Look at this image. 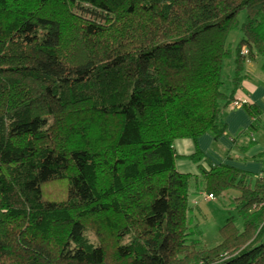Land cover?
I'll list each match as a JSON object with an SVG mask.
<instances>
[{"label": "trees", "instance_id": "obj_1", "mask_svg": "<svg viewBox=\"0 0 264 264\" xmlns=\"http://www.w3.org/2000/svg\"><path fill=\"white\" fill-rule=\"evenodd\" d=\"M260 56L264 0H0V264H264V176L174 148L225 132L228 60ZM229 190L205 248L191 198Z\"/></svg>", "mask_w": 264, "mask_h": 264}, {"label": "crops", "instance_id": "obj_2", "mask_svg": "<svg viewBox=\"0 0 264 264\" xmlns=\"http://www.w3.org/2000/svg\"><path fill=\"white\" fill-rule=\"evenodd\" d=\"M248 62L249 60L245 62L241 78L237 82L233 78L234 60H230L227 72H229L231 76L226 81L225 93L230 101L237 98L248 99L249 104L246 106V108H252V110H254L252 113L256 115V123L254 126L263 127L262 123H264V104L262 103L263 100L261 99L264 93V86L259 84V81H254V79L257 78L255 76H257L258 69L252 63H250L251 61L249 63ZM235 82H237L236 85ZM227 110L229 109H224L221 116V122L226 126V132L223 136L215 138L212 133H207L202 135L196 142L192 139H180L174 143V148L179 156L176 160V167L178 171L182 173L199 175L202 168L209 170L211 166L227 165L245 172L252 173L254 175L264 176V168L262 165L258 164H264V149H260L253 154L252 159L255 160L256 164L254 161L251 163H254V165L251 163H245L244 160L235 158L237 154L232 152L234 148L231 146L232 138L229 134V131L236 133L239 130L246 128L248 124L251 123L253 115L250 114L249 110L248 112L250 116L248 113L243 112L242 109H237V113L231 116L229 114L226 118H224L226 112H228ZM197 149L202 154V160L200 162H195L188 158L189 156L193 155ZM218 159H220V161ZM180 160L189 161H183V163L179 164ZM236 195L233 199L239 196ZM195 199L197 198H193L192 201Z\"/></svg>", "mask_w": 264, "mask_h": 264}, {"label": "rangeland", "instance_id": "obj_3", "mask_svg": "<svg viewBox=\"0 0 264 264\" xmlns=\"http://www.w3.org/2000/svg\"><path fill=\"white\" fill-rule=\"evenodd\" d=\"M238 21H239V26H241L246 21L245 11L239 14ZM241 39H242V32L240 28L229 32L228 48L231 49L232 55L235 54ZM229 61L230 60H228V63ZM249 62L252 63L258 69L257 76H255L257 78H255L254 81L255 82L259 81L258 83L264 86V56L257 57L255 60L249 59ZM263 98H264V93L261 99L263 100L262 103L264 104ZM228 109L229 110H227L228 112H226L224 118H226L229 114L231 116L238 112L237 109H231L229 107ZM239 109H242L243 112L248 113V115L250 116L246 106H243ZM255 119H256L255 117H252L251 123H249L246 128L239 130L236 133H232V131H229V134L231 135L232 138L231 146L234 148L232 152L237 154L235 158L244 160L245 163H251L253 161L255 163V160L252 159L253 154L259 151L260 149H264V123H262L263 127L262 126L255 127L254 126L256 123ZM225 132L221 136H223ZM208 133H212V132H208ZM212 134L215 136L214 133ZM215 138L218 137L215 136ZM218 160L220 161V159ZM183 161H189V160H180L179 164L183 163ZM254 163L251 164L254 165ZM258 164L262 165V167L264 168V164L261 163ZM46 194L48 197H54L57 200H63L64 198L67 197V184L65 182H61V183L49 185L46 189ZM235 195L238 196V193L235 190H229L225 192L221 197H217L209 201H205L203 199L204 196L202 195L193 196L191 198V200L193 198H197L192 201L194 205H191L192 210L190 214V219L193 224L192 227H194L196 231L200 232V235L199 236L197 235L198 236L197 238L200 239L202 246H204L205 248L208 249L214 248L222 242L220 229L221 227H223L227 219H229L230 217H235L237 226L239 227L242 226V220L238 217L236 206L233 204V198ZM87 235L92 241H96L95 234L92 231L88 230Z\"/></svg>", "mask_w": 264, "mask_h": 264}, {"label": "built area", "instance_id": "obj_4", "mask_svg": "<svg viewBox=\"0 0 264 264\" xmlns=\"http://www.w3.org/2000/svg\"><path fill=\"white\" fill-rule=\"evenodd\" d=\"M242 55H248V49L245 47L242 49ZM249 104L248 100L245 98H237L231 101L229 108L231 109H239L243 106H247ZM202 196L205 201H209L211 199H215L213 195L203 194Z\"/></svg>", "mask_w": 264, "mask_h": 264}]
</instances>
